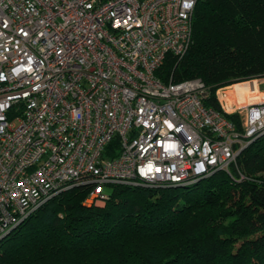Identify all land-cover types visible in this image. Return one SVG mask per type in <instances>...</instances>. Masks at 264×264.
I'll list each match as a JSON object with an SVG mask.
<instances>
[{"label": "built area", "instance_id": "2783aa9c", "mask_svg": "<svg viewBox=\"0 0 264 264\" xmlns=\"http://www.w3.org/2000/svg\"><path fill=\"white\" fill-rule=\"evenodd\" d=\"M198 0H0V238L78 184L184 186L231 173L264 133V94L164 82ZM222 91V92H221ZM224 114H236L237 126Z\"/></svg>", "mask_w": 264, "mask_h": 264}, {"label": "trees", "instance_id": "16d2710c", "mask_svg": "<svg viewBox=\"0 0 264 264\" xmlns=\"http://www.w3.org/2000/svg\"><path fill=\"white\" fill-rule=\"evenodd\" d=\"M156 75L201 78L204 104L220 110L216 89L264 77V0H198L188 50ZM111 188L102 207L83 203L84 184L48 199L0 238V264H264V133L230 174Z\"/></svg>", "mask_w": 264, "mask_h": 264}, {"label": "rangeland", "instance_id": "374dc122", "mask_svg": "<svg viewBox=\"0 0 264 264\" xmlns=\"http://www.w3.org/2000/svg\"><path fill=\"white\" fill-rule=\"evenodd\" d=\"M256 83H258L259 90H257V91L255 90L254 91V92H256L255 94H257V95L264 94V77H256V78H253V79H247V80H243V81L233 82V83H231L229 85L224 86L226 88H224L223 91H228L229 92V94H230L229 99L234 100V101L235 100L239 101L241 99H244L245 96L249 97L248 96L249 85L255 87ZM234 89H235V92H236V89L239 92H241L240 94H238L239 96L237 94L236 95L233 94ZM245 101H247V99L244 100V102ZM105 192L108 193V194H111V192H112L111 186L110 187L106 186L105 187ZM86 198H87V196L83 200V203L84 204H88L89 206L92 205V206L102 207V206H104L106 204V202H99V201H95L94 199H92V200L89 199L88 200Z\"/></svg>", "mask_w": 264, "mask_h": 264}, {"label": "bare ground", "instance_id": "6f19581e", "mask_svg": "<svg viewBox=\"0 0 264 264\" xmlns=\"http://www.w3.org/2000/svg\"><path fill=\"white\" fill-rule=\"evenodd\" d=\"M249 89H250V88H249ZM240 93H241V92H239L237 89H236V92H235V89H234L233 94H235V95L237 94V95H238V94H240ZM238 96H239V95H238ZM241 100H244V99H241ZM241 100H239V101H241Z\"/></svg>", "mask_w": 264, "mask_h": 264}]
</instances>
